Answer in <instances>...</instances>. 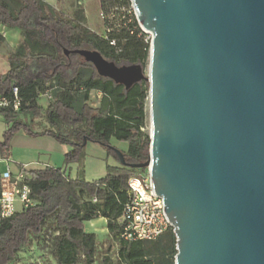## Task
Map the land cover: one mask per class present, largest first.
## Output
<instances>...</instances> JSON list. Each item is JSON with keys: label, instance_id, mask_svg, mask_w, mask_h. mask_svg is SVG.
Here are the masks:
<instances>
[{"label": "water", "instance_id": "95a60500", "mask_svg": "<svg viewBox=\"0 0 264 264\" xmlns=\"http://www.w3.org/2000/svg\"><path fill=\"white\" fill-rule=\"evenodd\" d=\"M147 74L64 50L126 91L146 81L149 169L174 264H264V0H130Z\"/></svg>", "mask_w": 264, "mask_h": 264}, {"label": "trees", "instance_id": "16d2710c", "mask_svg": "<svg viewBox=\"0 0 264 264\" xmlns=\"http://www.w3.org/2000/svg\"><path fill=\"white\" fill-rule=\"evenodd\" d=\"M0 0V26L17 29L26 40L21 48L4 56L8 70L0 75V95H8L11 85L18 88L21 108L18 113L4 111L1 115L8 125L0 142V150L6 151L11 138L23 129L31 136H48L59 144L70 147L64 154V162L78 161L87 142L98 143L118 161L117 166H107L106 175L88 183L72 179L61 168L44 167L27 170L28 185L34 205L15 213L0 226V264L11 263L16 254L39 238L46 224L57 233L54 257L59 264H74L80 257L91 264L95 253V236L86 233L83 223L106 219L107 231L118 236V258L121 264H173L176 255V239L168 230L155 241L127 243L120 239L122 208L128 198L127 180L131 175L146 173V169L122 165L111 146V139L127 143L120 151L126 164H141L149 155V134L143 103L148 97V83L141 81L125 90L107 78L96 74L93 67L75 54L64 55V49L95 50L116 65L139 64L146 67L149 41L140 29L130 0H99L104 34H96L84 23V11L79 5L72 16L56 11L42 0ZM58 2L60 0H57ZM118 1V4H114ZM130 9V16L119 15V24H113L118 10ZM49 52L31 53L28 44ZM4 37L0 34V47ZM87 71L82 81L86 90L82 103L76 109L72 105L71 90L81 83L80 74ZM54 86L51 103L42 108L37 104L39 91ZM100 90L99 107L87 103L88 90ZM21 113L30 118H43L65 133L45 130L34 133L21 121ZM97 200L96 203L92 199ZM117 228V233H115Z\"/></svg>", "mask_w": 264, "mask_h": 264}, {"label": "rangeland", "instance_id": "374dc122", "mask_svg": "<svg viewBox=\"0 0 264 264\" xmlns=\"http://www.w3.org/2000/svg\"><path fill=\"white\" fill-rule=\"evenodd\" d=\"M9 2V0H4ZM94 1V0H90ZM92 2L91 9L87 13V26L89 29H92L95 32H101V22L98 16V8L94 9ZM114 4H118V1H115ZM132 10V8H130ZM130 9L126 11L125 9L118 10L115 14L113 24H119L120 20L123 19L121 16H125V20L130 16ZM119 15L120 19H119ZM138 23V22H137ZM104 27V26H103ZM4 28V27H3ZM3 30L0 28V34L4 37V43L0 47V75L4 74L8 70V63L5 60L4 56L9 53H14L21 48V45L25 42V36L19 32L17 29H7ZM105 29L103 31L104 34ZM144 33V32H143ZM145 34V39L151 40L149 34ZM28 44V50L31 53L37 52H49V49L38 48L33 44ZM67 50V49H64ZM70 51V50H67ZM66 56V55H65ZM68 56V55H67ZM149 64V56L146 61V67L144 69L145 74H147V67ZM88 76L87 71H82L80 74L81 83H78L73 86L70 93H72V105L78 109L82 103V95L86 92L82 81ZM53 93H56V88L54 86L44 87L39 91L37 98V104L43 109L46 108L53 99ZM88 99L86 103L91 108L99 107L101 100V91L88 90ZM144 112L146 115V125L147 129L145 131L149 134V100L148 97L144 100L143 103ZM17 120L21 121L28 129L34 133H40L45 130H51L53 132H63L65 133L64 126H61L60 129L50 126L46 120L43 118H30L29 114L21 113L18 115ZM8 125L2 115H0V142L3 141V133L8 128ZM27 134L23 129L19 130ZM18 131V132H19ZM28 135V134H27ZM14 136V135H13ZM29 137H44V136H31ZM48 137V136H47ZM13 138V137H12ZM11 138V139H12ZM111 146L118 151H125L127 149V143L116 141L111 139ZM63 148H68V146L60 144ZM7 154L10 156L9 160L13 163L23 162L16 156L13 149L8 148L6 151L0 150V159ZM64 152L61 153H38L37 156H34L32 159L34 162H37L35 168H42L44 164H48L50 167L61 168L70 176V178H78L84 182H94L106 175L107 166H117L118 161L113 157L112 154L108 153V150L101 146L98 143L87 142L81 150L80 159L78 161H73L69 163L64 162ZM15 164H10V170L13 172ZM6 171V164L3 161H0V175ZM101 220L93 221L92 223H83V229L87 233H92L95 236V253L94 259L91 264H121L118 258V249H119V238L118 236L111 235L106 228V219L100 218ZM117 228H115V233H117ZM57 233L51 228L50 224H46L42 234L39 238H32L31 243L24 248H22L17 254L15 259L9 264H59L56 262L54 257V245L56 240ZM173 257V264H174ZM74 264H87L82 257H80Z\"/></svg>", "mask_w": 264, "mask_h": 264}, {"label": "built area", "instance_id": "2783aa9c", "mask_svg": "<svg viewBox=\"0 0 264 264\" xmlns=\"http://www.w3.org/2000/svg\"><path fill=\"white\" fill-rule=\"evenodd\" d=\"M21 98L16 85L12 84L8 95H0V115L4 111L18 113ZM0 161L6 164V171L0 175V226L15 213L34 205L28 185L27 165H21L15 174L9 169L6 154ZM141 175H131L127 180L128 198L123 205L120 224V239L127 243L151 242L168 230L171 223L165 215L162 198L152 190L149 169ZM96 203L95 198L92 199Z\"/></svg>", "mask_w": 264, "mask_h": 264}, {"label": "crops", "instance_id": "0c3cea01", "mask_svg": "<svg viewBox=\"0 0 264 264\" xmlns=\"http://www.w3.org/2000/svg\"><path fill=\"white\" fill-rule=\"evenodd\" d=\"M43 2L47 3L49 6L54 8L56 11H62L68 16H72L74 12L76 11L77 7L80 5L83 8L84 11V23L87 26V13L88 10L91 9L92 7V2H94L93 7L94 9L98 8V16L100 18L101 22V32H95L96 34H101L104 31L103 27V19H102V13H101V8H100V1L99 0H60L59 2L57 0H42ZM97 7V8H96ZM0 28L4 29L2 26ZM88 28V26H87ZM89 29V28H88ZM15 151L16 156L20 159V161L23 162H18V163H13L12 161L9 160V169H10V164H15L14 165V171L11 173L15 174L16 171L18 170V167L21 165H27V170H33V169H40V168H35L34 166L37 165V162H34L32 159H34V156H37L38 153H61L64 152L66 153L67 151L70 150V147L68 148H63L58 142H56L53 138L51 137H29L27 134L19 131L14 134L13 138L10 140L9 147ZM7 158L9 159L10 156L7 155ZM44 167H50L48 164H44L42 168ZM101 220L100 218L94 219L87 221V223H92L93 221H98ZM86 223V222H84ZM87 233V232H86ZM91 234V233H90Z\"/></svg>", "mask_w": 264, "mask_h": 264}]
</instances>
